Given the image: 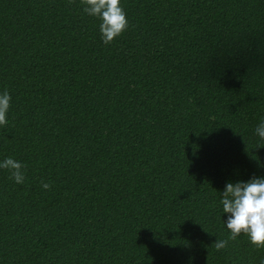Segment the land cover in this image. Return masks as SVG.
<instances>
[{
	"label": "trees",
	"instance_id": "obj_1",
	"mask_svg": "<svg viewBox=\"0 0 264 264\" xmlns=\"http://www.w3.org/2000/svg\"><path fill=\"white\" fill-rule=\"evenodd\" d=\"M0 0V264H264L228 182L264 178V0ZM42 182L51 185L50 190Z\"/></svg>",
	"mask_w": 264,
	"mask_h": 264
},
{
	"label": "clouds",
	"instance_id": "obj_2",
	"mask_svg": "<svg viewBox=\"0 0 264 264\" xmlns=\"http://www.w3.org/2000/svg\"><path fill=\"white\" fill-rule=\"evenodd\" d=\"M70 3L74 0H69ZM83 11L89 16L97 17L104 44H110L128 30L129 22L121 0H81ZM11 107V96L5 91L0 94V127H7L6 119ZM255 134L264 141V119L255 128ZM264 147V146H261ZM0 169L10 173L9 178L17 184L25 180L26 165L18 160L7 157L0 161ZM45 190H50L49 183L42 182ZM220 203L223 213H227L225 223L230 231L226 240H216L213 244L217 251L226 249L229 240L235 241L241 235L248 236L253 246L264 247V178L253 177L247 182H228L221 193Z\"/></svg>",
	"mask_w": 264,
	"mask_h": 264
}]
</instances>
